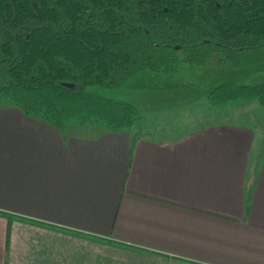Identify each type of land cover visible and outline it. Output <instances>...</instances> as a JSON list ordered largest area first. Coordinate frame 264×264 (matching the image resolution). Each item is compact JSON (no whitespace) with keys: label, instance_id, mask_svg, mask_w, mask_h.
<instances>
[{"label":"crops","instance_id":"crops-1","mask_svg":"<svg viewBox=\"0 0 264 264\" xmlns=\"http://www.w3.org/2000/svg\"><path fill=\"white\" fill-rule=\"evenodd\" d=\"M202 108L110 131L0 102V264H264V108Z\"/></svg>","mask_w":264,"mask_h":264},{"label":"trees","instance_id":"trees-1","mask_svg":"<svg viewBox=\"0 0 264 264\" xmlns=\"http://www.w3.org/2000/svg\"><path fill=\"white\" fill-rule=\"evenodd\" d=\"M261 48L264 0H0V102L60 129L127 131L140 126L139 110L88 87L117 90L143 71L215 56L237 66L240 53ZM249 100L264 107V84L208 95L213 107Z\"/></svg>","mask_w":264,"mask_h":264},{"label":"rangeland","instance_id":"rangeland-1","mask_svg":"<svg viewBox=\"0 0 264 264\" xmlns=\"http://www.w3.org/2000/svg\"><path fill=\"white\" fill-rule=\"evenodd\" d=\"M179 55L180 58L184 57L182 52ZM219 59V56H215L212 61L201 67L182 63L169 73L146 70L130 79L120 89L109 90L90 86L87 91L104 98L130 102L139 110L141 116L145 117H151L153 113L158 112H167L170 115L180 112L184 116L185 112L193 113L204 105L215 109L217 115L231 112L233 108L238 110L239 107L250 103L264 108L257 100L237 101L221 107H213L208 103L210 92L222 84L236 87L264 84V48L240 53L237 66L231 61L220 63ZM197 101L199 104H194ZM201 110L207 113L206 108Z\"/></svg>","mask_w":264,"mask_h":264},{"label":"water","instance_id":"water-1","mask_svg":"<svg viewBox=\"0 0 264 264\" xmlns=\"http://www.w3.org/2000/svg\"><path fill=\"white\" fill-rule=\"evenodd\" d=\"M176 50H180V47H176Z\"/></svg>","mask_w":264,"mask_h":264}]
</instances>
